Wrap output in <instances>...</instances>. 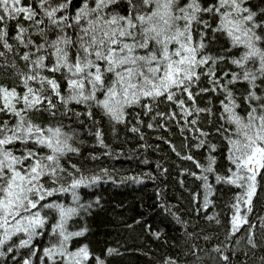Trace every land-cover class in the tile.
Masks as SVG:
<instances>
[{"label":"snow or ice","instance_id":"6c2138e0","mask_svg":"<svg viewBox=\"0 0 264 264\" xmlns=\"http://www.w3.org/2000/svg\"><path fill=\"white\" fill-rule=\"evenodd\" d=\"M128 134L167 148L154 173L125 174ZM173 169L184 212L157 191L173 235L135 216L103 224L161 243L155 259L135 249L148 264H264V216L251 222L264 211V0H0V264L123 258L93 247L104 186Z\"/></svg>","mask_w":264,"mask_h":264},{"label":"trees","instance_id":"16d2710c","mask_svg":"<svg viewBox=\"0 0 264 264\" xmlns=\"http://www.w3.org/2000/svg\"><path fill=\"white\" fill-rule=\"evenodd\" d=\"M118 136L115 138V150L120 151L119 145L126 136L125 130L121 127L117 129ZM158 133H148L147 142L149 144L159 143L155 136ZM177 145L180 141L177 139ZM123 150L126 154L132 155L137 159H134L131 162H124V168L129 169L125 174L133 175L139 174L141 172H155V161L160 160L161 155L167 153V148L164 145H161L163 149L162 153L153 152L151 149L145 151L140 148L139 143L132 137L131 134H128V143L123 144ZM147 158L151 162V166L143 165L139 163V160ZM166 159L171 161H176L175 156L167 155ZM161 163H164L161 160ZM179 164V161H176ZM168 166L167 164L165 165ZM116 167H120V164H117ZM187 167V165H184ZM179 177L176 175V170H172V174L168 177L166 181H161L158 183H153L151 181H146L144 184L135 185L128 184L119 188H112L110 186H104L107 190L103 191V196L105 198V211L100 214L98 218V223L100 224L99 229L96 225L93 224L91 227L96 233L92 237L93 247L98 248L105 240L108 241L109 246L120 247L122 252H126L123 258H117L112 261V264H148V256L139 255L135 252V249H141L144 252H147L149 256L155 259L161 252L164 251V247L161 243L155 242L150 236L145 235V232L141 229H137L135 233H125L122 230H113L117 226L115 224H108L105 226L103 221L105 218L113 219L119 216L129 217L135 216L137 219L143 218L147 224L152 225V230H161L166 231L169 235L175 233V226L171 223H168L165 219L166 214L163 213L162 209L159 208L158 202L159 197L157 196V191L161 188L164 189V196L167 204L171 206H176L180 209L181 214L184 212L187 205V193L179 186L177 180ZM119 206V207H116ZM220 211L219 208L212 209V212ZM212 212L209 214L211 215ZM230 215V213H229ZM264 216V211H261L259 207L256 208L252 214L251 222L253 224L257 223L258 217ZM171 218L169 217L168 220ZM185 220H189V216H184ZM224 217H221L223 222ZM131 222V221H129ZM208 227L210 230H216L223 233L224 229L219 228L213 222L210 225H203ZM244 233H241L243 235ZM167 239L166 236H162V240ZM262 253H257L261 255Z\"/></svg>","mask_w":264,"mask_h":264}]
</instances>
